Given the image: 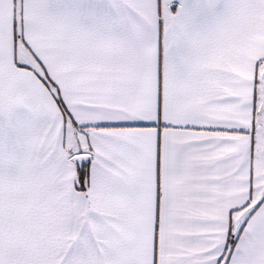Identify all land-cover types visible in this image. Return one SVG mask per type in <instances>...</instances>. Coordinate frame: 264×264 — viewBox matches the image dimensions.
Listing matches in <instances>:
<instances>
[{
  "label": "snow or ice",
  "instance_id": "snow-or-ice-1",
  "mask_svg": "<svg viewBox=\"0 0 264 264\" xmlns=\"http://www.w3.org/2000/svg\"><path fill=\"white\" fill-rule=\"evenodd\" d=\"M0 264H264V0H0Z\"/></svg>",
  "mask_w": 264,
  "mask_h": 264
}]
</instances>
